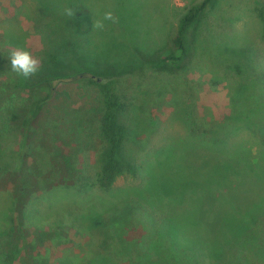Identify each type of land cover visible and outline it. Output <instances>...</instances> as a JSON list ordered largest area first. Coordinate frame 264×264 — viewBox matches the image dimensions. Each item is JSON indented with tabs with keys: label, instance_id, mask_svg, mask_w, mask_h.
<instances>
[{
	"label": "rangeland",
	"instance_id": "obj_1",
	"mask_svg": "<svg viewBox=\"0 0 264 264\" xmlns=\"http://www.w3.org/2000/svg\"><path fill=\"white\" fill-rule=\"evenodd\" d=\"M32 1L0 0V135L5 139L4 147L19 155L12 158L7 153L5 162L9 161L10 165L6 163L5 170V164L0 165V207L12 211L14 222L11 236L0 241V248L6 252L19 251L13 263L4 261L3 264H57L62 256L68 260L78 258L75 264H80V259L90 252L88 233L84 238L77 237L74 228L67 227L60 232L61 239L53 241L49 231L53 221L47 219L46 213L51 212L49 206L54 211L57 206H66L68 193L64 187L73 185L79 175L93 176L100 167L103 107L99 88L91 78L112 85L125 105L121 121L127 128L126 152L142 166H155L159 160L162 163L164 151L176 145L180 147L174 150L177 157L174 154V159H169H173L172 172H182L186 163L195 174L210 167L208 175H198L205 183L212 184V198L207 196L201 208L216 244L228 249L221 264H264V210L258 216L253 212L241 217L240 222L244 220L245 225L237 224L239 219H234L247 211L256 195L264 191V174H259L263 176L260 181H247L253 177L251 171L246 170L247 179L241 180L239 172L232 169L254 165L264 170V136L258 127L256 138L255 131L251 133L241 126L238 118L224 128L225 118L233 110L229 96L244 97L242 101L251 103L264 92V39L253 13L255 5L264 4V0H215L190 34L191 55L180 69L166 72L144 64L139 58L141 49L136 51L135 45L153 57L167 52L179 20L200 0H51L54 4L49 9V17L57 16L59 20L54 24L68 19L65 10L70 8V3L90 11L94 32L88 37L90 46L84 49L91 52L95 71L94 75L82 73L56 82L51 92L42 86L26 89L14 86L16 73L11 70L9 59L12 51L30 52L40 60L39 69L42 60L47 61L46 56L51 57L54 52V45L47 40L45 32H39L34 26L32 11L34 6L39 7V0ZM106 12L113 14L115 23L104 19ZM97 20L103 23V28L93 26ZM57 34L60 37L65 33L57 31ZM5 37L7 42L3 41ZM11 41L16 47L9 45ZM216 49L222 50L223 56H217ZM244 57L248 58L243 60ZM96 60L102 61L101 65L96 66ZM238 62H241V72L235 68ZM109 66L113 68L107 69ZM56 67V64L50 66ZM242 84L249 86L250 91L238 94L234 88ZM37 101L43 104L31 120L21 148L24 134L21 126L31 105ZM210 133L219 134L220 139L213 148L226 150L223 158L214 153L211 158L206 152L205 141ZM235 154H241V160L235 159ZM152 169L154 175L162 172L160 166ZM229 175L235 180L231 178L227 183ZM221 176L223 185H218L215 180ZM141 179L145 181L146 176L142 175ZM142 184L126 176L118 178L114 188L136 194ZM53 189L61 192L55 198L61 199L60 202L49 196ZM172 189L173 185L169 187ZM91 194L99 196L97 190L86 195ZM67 198L72 201L71 196ZM104 198L108 205L116 201L108 193ZM184 208L191 209L190 205ZM178 210L162 204L158 213ZM235 210L239 213H234ZM37 215L43 217L36 218ZM226 226L235 229L237 234L247 230L241 238L231 235L227 239L233 238V241L225 244L222 234H217L224 233ZM143 235L142 225L135 222L127 227L125 237L132 241L140 240Z\"/></svg>",
	"mask_w": 264,
	"mask_h": 264
},
{
	"label": "trees",
	"instance_id": "obj_2",
	"mask_svg": "<svg viewBox=\"0 0 264 264\" xmlns=\"http://www.w3.org/2000/svg\"><path fill=\"white\" fill-rule=\"evenodd\" d=\"M56 1L61 2L62 0ZM214 2L215 0H200V2L193 4L187 10L175 28L170 39V48L167 52L153 57L144 48H136L135 45L136 51L141 49L139 58H141L142 62L163 72L180 69L184 61L192 53L190 34L196 29L204 14L214 6ZM65 3L69 2L66 1ZM53 4L51 0H39V7L34 6V11H32V19L36 29L38 27L40 29L39 32H45L47 40L52 42L54 45L52 51L54 52L51 53V57L46 56L47 61L42 60L43 64H41L36 76L25 78L15 72V87L26 89L42 86L45 87L47 92H51L54 90L56 82L73 79L82 73L92 75L95 73L93 70L94 60L90 56L91 52L84 49L90 46L88 37L92 36L94 32L92 30L90 11L84 6L74 5L73 7L70 3L68 6L70 5L74 15L68 16V19L62 24H54V22H59L56 19L57 16L49 17L50 14L48 13ZM253 13L261 25V34L264 39V4H256ZM118 26H120L119 22ZM57 31H64L65 34L60 36L62 40L58 37ZM7 40L6 37L3 39L4 42H7ZM9 45L16 47V43L13 41ZM215 51L217 56H223L222 50L216 49ZM225 52H229V50ZM235 54L236 51H233V55ZM211 55H213L212 51ZM246 58L248 57H244L243 60ZM52 61L57 63H52ZM50 63L52 66L56 64V66L62 68L64 70L63 73L59 72L58 67L56 69L50 68ZM101 63L102 61H95L96 66L101 65ZM240 63L238 62L239 65L235 67L239 72H241ZM108 68L112 69L113 67L109 66ZM91 82L99 88L98 93L103 107L100 126L101 147L98 154L100 167L93 176L79 175L73 185L63 188L68 193L65 195L66 206H57L54 208L55 211L52 210V206L48 207L51 212L46 213L47 219L53 221L49 228V231L53 234L52 240H58L60 232L66 230L67 227L76 229L75 235L77 237L84 238L85 233H88L91 241L97 240L94 244L89 241L87 246L90 252L80 259V264H215V262L221 264L222 260L226 259L228 249H224L222 244L220 246L216 244L217 240H215L213 233L210 232L209 226L206 225L209 221L208 223L205 221L201 208L207 196L212 198L210 194L212 184L205 183V180H202L203 177L200 178L198 175H208L210 167L206 166L200 173L196 172L195 174L189 164L190 169L186 168L188 167L186 163V166L183 165L182 167V172H172L173 155L175 154V157H177V153L174 150L175 148H180L174 145L164 151L161 159L162 163L159 162L160 160L157 161L155 166H160L162 172L154 175L152 171V167H155L154 165L149 166V168L146 165L142 166L141 163H138L135 158L126 152L124 142L127 128L121 121V114L125 110V105L115 93L114 87L108 83L101 84L98 80L94 81L92 78ZM234 91L241 94L240 92L250 91V87L242 84L235 87ZM248 93L246 92V94ZM245 97L248 98V95H245ZM229 98L233 105V110L230 116L225 118L226 125L224 128L233 125L235 119L238 118L241 126L248 129L251 133L261 127L260 135L263 133L264 136V92L251 103L242 101L244 97L240 99L231 95ZM42 101H46V98ZM42 101H37L31 105L28 116L23 121L21 128L24 129V134L21 138V148L24 147L31 120L37 114L41 104H43ZM243 102L244 104H242ZM210 134V137L205 141L206 152L211 158L212 153L218 158H223L227 151L223 150L222 147L213 148L216 147L217 141L220 139L217 137L219 134ZM253 134L256 138L258 137L257 131ZM4 140V137L0 135V165L5 164V170L7 169L6 163L9 162H5L7 153L12 158L16 154L4 147ZM235 155V159L241 160V154ZM170 158L173 159L170 161ZM7 164L10 165L9 163ZM232 169L239 172L241 180L247 179L245 178L246 170L251 171L253 177L247 179V181H260L263 176L259 174L261 172L264 174V170H258L254 165L250 167L247 165H242V167L235 166ZM231 172L232 170H230ZM172 174H175V176H172ZM142 175L146 176L145 181L141 179ZM126 176L135 182L143 183L141 191L131 194L128 190H116L114 188L116 180L118 178H126ZM231 178L235 180L229 175L227 183L231 181ZM215 183L218 185L222 184V176L220 179H216ZM171 185H173V189L170 191L169 187ZM93 190H97L99 196L94 194H91V196L86 195ZM59 193L61 192L59 191ZM59 193L56 189H53L49 192V196L60 202L61 199H55ZM106 193L114 196L116 201L108 205L107 199L104 198ZM69 196H71L72 201L67 198ZM256 196L257 201L254 199L247 211H244L239 217L237 216L238 218L234 216V219H239L237 224L245 225L244 220L240 222L241 217H246L253 212L258 216L260 210H264V191ZM157 204L160 206H155ZM162 204L163 206H169L171 209L175 208L182 211L178 210L177 213L165 212L166 214L163 213L165 214L163 215L162 212L158 213ZM186 205H190L191 209H183V206ZM104 207H107V209H104ZM235 212L239 213L237 210ZM41 217L43 215H37L36 218L41 219ZM210 220L212 222L213 218ZM135 222L142 225L144 235L140 240L131 241L126 239L125 234L130 223ZM13 230L12 211L5 207H0V241L10 237ZM224 230V233H218L217 235L222 234L221 237L227 244L229 242L226 243V241H230L227 239L228 237L233 235V238H241L245 235L247 229L238 234L235 229H229L227 226ZM233 238L230 242L233 241ZM18 253V249L6 252L0 248V263L3 264L4 261L13 263L17 259ZM78 261V258L68 260L66 256H62L58 259L57 264H75Z\"/></svg>",
	"mask_w": 264,
	"mask_h": 264
},
{
	"label": "clouds",
	"instance_id": "obj_3",
	"mask_svg": "<svg viewBox=\"0 0 264 264\" xmlns=\"http://www.w3.org/2000/svg\"><path fill=\"white\" fill-rule=\"evenodd\" d=\"M65 14L68 16L74 15L71 8L66 9ZM104 19L112 20L114 23L116 22V18L111 12H106ZM93 26L95 28H103V23L97 20ZM9 59L11 61V70L23 75L25 78L34 76L39 70L40 60L34 58L30 52L24 49H16L12 51Z\"/></svg>",
	"mask_w": 264,
	"mask_h": 264
}]
</instances>
